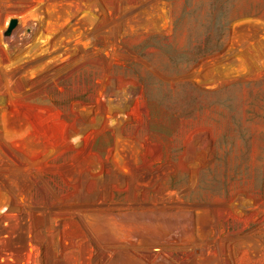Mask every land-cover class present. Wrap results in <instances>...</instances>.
I'll return each mask as SVG.
<instances>
[{
  "label": "rangeland",
  "instance_id": "obj_1",
  "mask_svg": "<svg viewBox=\"0 0 264 264\" xmlns=\"http://www.w3.org/2000/svg\"><path fill=\"white\" fill-rule=\"evenodd\" d=\"M0 264H264V0H0Z\"/></svg>",
  "mask_w": 264,
  "mask_h": 264
},
{
  "label": "water",
  "instance_id": "obj_2",
  "mask_svg": "<svg viewBox=\"0 0 264 264\" xmlns=\"http://www.w3.org/2000/svg\"><path fill=\"white\" fill-rule=\"evenodd\" d=\"M15 25H16V19H11L9 26L5 32V35H9L11 30L14 28Z\"/></svg>",
  "mask_w": 264,
  "mask_h": 264
}]
</instances>
